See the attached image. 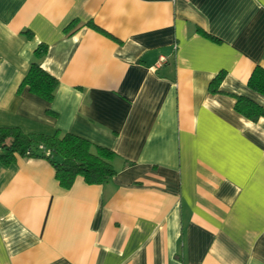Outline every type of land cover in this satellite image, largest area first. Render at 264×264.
<instances>
[{
  "label": "crops",
  "instance_id": "obj_1",
  "mask_svg": "<svg viewBox=\"0 0 264 264\" xmlns=\"http://www.w3.org/2000/svg\"><path fill=\"white\" fill-rule=\"evenodd\" d=\"M33 61L50 103L17 93ZM257 66L264 0H0V127L84 138L116 171L64 189L46 159L0 162V264H264V116L235 111L264 109Z\"/></svg>",
  "mask_w": 264,
  "mask_h": 264
},
{
  "label": "trees",
  "instance_id": "obj_2",
  "mask_svg": "<svg viewBox=\"0 0 264 264\" xmlns=\"http://www.w3.org/2000/svg\"><path fill=\"white\" fill-rule=\"evenodd\" d=\"M89 26L99 30L92 24ZM71 28L72 24L67 31ZM46 51L45 46H39L34 53L35 59L43 57ZM222 79L221 74L209 84L211 93L217 92ZM247 85L251 90L264 95V68L255 67ZM57 87L58 81L43 70L37 61H33L18 85L17 93L27 89L31 94L50 103L55 97ZM235 111L251 121L264 116V109L243 97L237 98ZM15 155L25 159H46L55 171V179L64 189H70L77 177H81L88 185H101L116 174L111 165L114 154L84 138L58 131L52 135L25 134L18 128L0 127V162L8 165L14 161Z\"/></svg>",
  "mask_w": 264,
  "mask_h": 264
},
{
  "label": "built area",
  "instance_id": "obj_3",
  "mask_svg": "<svg viewBox=\"0 0 264 264\" xmlns=\"http://www.w3.org/2000/svg\"><path fill=\"white\" fill-rule=\"evenodd\" d=\"M165 60H164V58H159V63H163ZM40 149H42V147H40ZM46 154H48V153H46Z\"/></svg>",
  "mask_w": 264,
  "mask_h": 264
}]
</instances>
